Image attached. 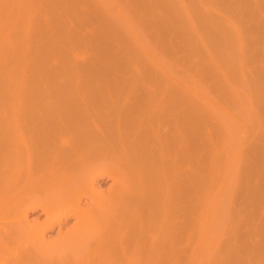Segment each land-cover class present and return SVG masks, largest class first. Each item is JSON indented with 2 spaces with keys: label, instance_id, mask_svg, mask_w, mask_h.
<instances>
[{
  "label": "bare ground",
  "instance_id": "6f19581e",
  "mask_svg": "<svg viewBox=\"0 0 264 264\" xmlns=\"http://www.w3.org/2000/svg\"><path fill=\"white\" fill-rule=\"evenodd\" d=\"M0 264H264V0H0Z\"/></svg>",
  "mask_w": 264,
  "mask_h": 264
},
{
  "label": "rangeland",
  "instance_id": "374dc122",
  "mask_svg": "<svg viewBox=\"0 0 264 264\" xmlns=\"http://www.w3.org/2000/svg\"><path fill=\"white\" fill-rule=\"evenodd\" d=\"M105 180H106L105 177H103V178L100 179L101 182H103V181L105 182ZM108 183H109V182L105 183V186H106ZM103 185H104V184H103ZM37 214H39V211H38V210L33 212V215H37ZM70 223H71V221H70L69 223L65 224V225L68 226V225H70ZM56 230H57V227H55V228L53 229V231H51V233H53V232L55 233Z\"/></svg>",
  "mask_w": 264,
  "mask_h": 264
}]
</instances>
